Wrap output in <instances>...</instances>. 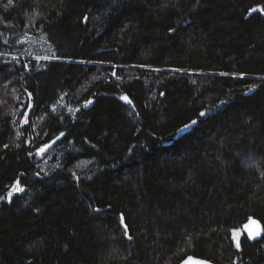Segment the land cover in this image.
Wrapping results in <instances>:
<instances>
[{
  "label": "trees",
  "instance_id": "obj_1",
  "mask_svg": "<svg viewBox=\"0 0 264 264\" xmlns=\"http://www.w3.org/2000/svg\"><path fill=\"white\" fill-rule=\"evenodd\" d=\"M261 9L0 0V264H264Z\"/></svg>",
  "mask_w": 264,
  "mask_h": 264
},
{
  "label": "water",
  "instance_id": "obj_2",
  "mask_svg": "<svg viewBox=\"0 0 264 264\" xmlns=\"http://www.w3.org/2000/svg\"><path fill=\"white\" fill-rule=\"evenodd\" d=\"M33 107H34V100L32 97H30L29 106L25 113L26 119L30 116ZM242 232L243 235L246 236L250 241H259L263 236V228L261 224L255 219H251L248 222H246L242 227ZM250 232L252 233V235L249 234ZM179 264H214V263L202 258L189 256L184 260H182Z\"/></svg>",
  "mask_w": 264,
  "mask_h": 264
},
{
  "label": "rangeland",
  "instance_id": "obj_3",
  "mask_svg": "<svg viewBox=\"0 0 264 264\" xmlns=\"http://www.w3.org/2000/svg\"><path fill=\"white\" fill-rule=\"evenodd\" d=\"M24 41L27 45V52H33V53H40V54H45L46 52L49 51V48L48 46H46V44L44 43V41L42 39H38V38H33V37H30V36H27L24 38ZM32 54V53H30ZM29 54V55H30ZM22 58H33V59H50L49 56H46V55H40V56H22ZM23 123L25 124H28L30 123V117H28L26 119V117L23 118ZM18 189H20L19 186H15L11 192L8 194V198L7 199H10L12 197L13 194H15ZM243 235V232L242 230L240 231H236L235 234H234V238H235V241L236 243L238 244L239 241H240V237Z\"/></svg>",
  "mask_w": 264,
  "mask_h": 264
},
{
  "label": "snow or ice",
  "instance_id": "obj_4",
  "mask_svg": "<svg viewBox=\"0 0 264 264\" xmlns=\"http://www.w3.org/2000/svg\"><path fill=\"white\" fill-rule=\"evenodd\" d=\"M261 10L264 11V9H261ZM253 11H255V9H253ZM124 99H127V97H124ZM129 102H130V101H129ZM200 115H204V113H201ZM193 123H195V122H193ZM53 143H55V141H53ZM47 147H49V145H44L43 147H41V148L39 149V151L42 153V152L45 151V149H46ZM17 184H18V182H17ZM18 190H22V189H18ZM249 234L252 235L251 232H250ZM238 246H239V245H238Z\"/></svg>",
  "mask_w": 264,
  "mask_h": 264
}]
</instances>
